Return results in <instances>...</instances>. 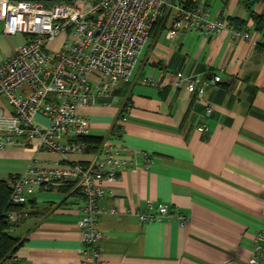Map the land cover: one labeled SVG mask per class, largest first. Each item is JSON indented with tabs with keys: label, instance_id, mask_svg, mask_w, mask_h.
Masks as SVG:
<instances>
[{
	"label": "crops",
	"instance_id": "1",
	"mask_svg": "<svg viewBox=\"0 0 264 264\" xmlns=\"http://www.w3.org/2000/svg\"><path fill=\"white\" fill-rule=\"evenodd\" d=\"M204 1L213 16L243 20L255 35H264L251 17V11L264 13V0ZM171 23L169 11L110 105L100 101L78 110L91 119L90 135L123 144V156L138 153L141 163L108 184L100 202L102 249L111 264H248L255 235L264 230V53L229 33L189 30L170 39ZM27 38L5 34L0 19V62ZM179 72L222 80L199 95L185 85L175 87ZM208 106L214 107L210 117ZM0 107L10 111L3 96ZM34 120L45 128L50 124L42 115ZM203 124L206 131L199 128ZM97 150L68 157L89 162ZM143 154L152 157L148 168ZM32 160L43 167L68 165L58 152L12 144L0 149V180L21 174ZM25 204L31 215L12 231L23 240L15 260L82 264L83 195L41 188ZM161 206L188 221L142 220L143 214H158Z\"/></svg>",
	"mask_w": 264,
	"mask_h": 264
},
{
	"label": "built area",
	"instance_id": "2",
	"mask_svg": "<svg viewBox=\"0 0 264 264\" xmlns=\"http://www.w3.org/2000/svg\"><path fill=\"white\" fill-rule=\"evenodd\" d=\"M169 11L170 39L189 30L207 36L229 33L234 40H247L264 53V35H255L247 26H234L225 14L213 16L204 0H0L4 33L28 37L0 62V96L10 106L9 112L0 107V149L22 144L28 149L58 152L68 162L63 167L29 162L24 172L7 179L12 189L10 203L23 205L41 188H68L82 194V264H111L101 245L104 210L100 202L108 194V184L115 182L122 170L140 167L141 163L138 153L124 157L126 147L108 137L91 161L69 159V154H83L93 147L83 139L91 134V119L78 110L100 101L105 105L113 102L121 81L131 78L139 54ZM63 31L67 33L64 47L48 51L45 45ZM221 80L215 74L192 77L179 72L174 85H185L189 93L203 95ZM213 112V106L206 108L207 117ZM36 115L48 118L49 126L38 125ZM199 128L207 130L205 124ZM67 135L74 138L64 142ZM143 158L144 166L150 167L152 157L143 154ZM5 216L14 230L30 214L27 210H11ZM161 217L177 218L183 224L188 221L166 206H161L158 214L141 216L143 221ZM254 241L248 264L264 260V230L255 235Z\"/></svg>",
	"mask_w": 264,
	"mask_h": 264
},
{
	"label": "trees",
	"instance_id": "3",
	"mask_svg": "<svg viewBox=\"0 0 264 264\" xmlns=\"http://www.w3.org/2000/svg\"><path fill=\"white\" fill-rule=\"evenodd\" d=\"M73 2V0H68ZM251 17L255 22V28L258 32L264 33V13L257 14L251 11ZM236 27L247 26L246 22L240 19H231L230 21ZM126 91V90H125ZM124 91V92H125ZM126 93V92H125ZM84 140L93 145L92 149L99 148L104 137L102 136H84ZM11 186L7 180H0V264H5L7 261H12L13 264H20L19 261L15 260L14 256L23 244V240L12 235L11 225L6 220V213L11 210L24 211L27 210L26 204L19 206H11ZM64 192H67L68 188H63ZM31 215V209L27 210ZM20 225V224H19ZM18 226V225H17ZM15 226V228L17 227ZM14 228V229H15Z\"/></svg>",
	"mask_w": 264,
	"mask_h": 264
},
{
	"label": "rangeland",
	"instance_id": "4",
	"mask_svg": "<svg viewBox=\"0 0 264 264\" xmlns=\"http://www.w3.org/2000/svg\"><path fill=\"white\" fill-rule=\"evenodd\" d=\"M75 1H80V0H73V2ZM66 40H67V33L66 31H63L62 34H60L56 39L49 41L45 45V48L51 52L58 51L64 47Z\"/></svg>",
	"mask_w": 264,
	"mask_h": 264
},
{
	"label": "water",
	"instance_id": "5",
	"mask_svg": "<svg viewBox=\"0 0 264 264\" xmlns=\"http://www.w3.org/2000/svg\"><path fill=\"white\" fill-rule=\"evenodd\" d=\"M40 1H68V0H40Z\"/></svg>",
	"mask_w": 264,
	"mask_h": 264
}]
</instances>
